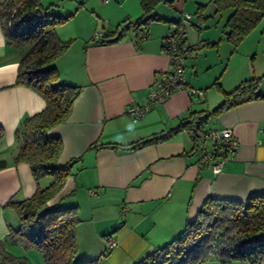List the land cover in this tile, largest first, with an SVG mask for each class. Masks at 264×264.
Returning a JSON list of instances; mask_svg holds the SVG:
<instances>
[{
  "label": "crops",
  "instance_id": "obj_1",
  "mask_svg": "<svg viewBox=\"0 0 264 264\" xmlns=\"http://www.w3.org/2000/svg\"><path fill=\"white\" fill-rule=\"evenodd\" d=\"M165 1L160 0L151 15L182 22L186 0ZM48 3H57L55 14H71L55 27L61 40L71 41L53 64L62 83L79 87L67 119L47 131L62 141L57 166L76 159L72 174L49 205L77 208L76 238L83 260L101 256L105 237L111 235L117 245L99 264H134L177 237L208 197L246 201L252 195L264 194V98L242 102L204 121L208 123H203L202 130L230 127L238 141L235 153L226 158L219 173L198 161L200 151L189 153L192 140L185 131L137 149L107 146H126L189 119L192 112L204 114L221 102V89L231 90L244 77L254 75L251 73L256 68L251 61L241 73L233 64L227 73L236 49L224 35L202 40L218 41L211 47L200 43L199 36L193 42L185 37L191 48L185 60L184 83L166 101L149 105L143 116L135 117L129 107L143 104L152 83L170 68L161 39L175 32V24L151 20L141 39L130 31L114 42L101 43V37H94L96 31L111 33L126 21L141 17L140 0ZM22 54L7 44L0 28V125L4 132L0 159L6 162L0 169V253L19 256L25 253L23 248L7 238L18 223L7 203L32 194L35 182L28 164L14 161L20 144L15 129L23 116L45 106L39 94L15 83ZM260 56L262 63L264 49ZM217 79L219 85L214 83ZM187 87L203 93L190 94ZM203 146L209 150L212 143L206 139ZM200 264L221 262L212 258Z\"/></svg>",
  "mask_w": 264,
  "mask_h": 264
},
{
  "label": "trees",
  "instance_id": "obj_2",
  "mask_svg": "<svg viewBox=\"0 0 264 264\" xmlns=\"http://www.w3.org/2000/svg\"><path fill=\"white\" fill-rule=\"evenodd\" d=\"M159 1L140 0L141 17L134 21H126L111 33L98 32L101 34L99 42H114L130 31L141 39L144 29L151 20H164L175 26L179 24L171 34L177 36L180 42L187 46L189 54L191 46L186 43L181 21L151 15ZM213 2L216 11L230 9L222 33L234 48L264 19V0H213ZM56 6L57 3L44 5L42 0H0L1 31L8 45L23 51L17 65L15 83L31 88L45 101V106L41 110L23 116L15 129L20 144L14 161L28 164L35 182V190L23 199L8 201L7 204L17 215L18 223L9 231L7 238L13 245L23 249L39 250L44 264H95L94 260L75 258L78 250L77 208H61L56 203L49 205L51 198L72 174L76 159L69 160L63 166H57L56 160L62 149V141L60 137L48 135L47 131L67 119L73 101L79 94L78 86L59 80L53 64L71 41L61 40L55 32V27L71 16L55 14ZM202 6L200 5L198 10ZM197 15L198 18H203L200 11H197ZM204 44L217 46L218 41H205ZM262 82L264 74L241 80L228 91L219 87L223 98L212 110L204 114L197 111L196 115L192 112L189 119H182L165 131L126 146L116 144L107 146L137 149L149 143L167 140L185 131L192 140L189 153L194 154L198 150L201 154L200 146L206 139L201 140L199 135L201 132L209 131L202 130L204 121L242 102L264 98V92L258 90L264 87ZM214 83L219 85L218 79ZM3 133L0 125V138ZM5 166V160L0 159V169ZM47 175L51 176L52 180L41 186L42 178ZM212 258H217L221 264L234 262L264 264V194L252 195L246 201L208 197L198 209L196 217L186 222L177 237L144 255L134 264H200ZM0 264L31 263L23 255L2 251Z\"/></svg>",
  "mask_w": 264,
  "mask_h": 264
},
{
  "label": "rangeland",
  "instance_id": "obj_3",
  "mask_svg": "<svg viewBox=\"0 0 264 264\" xmlns=\"http://www.w3.org/2000/svg\"><path fill=\"white\" fill-rule=\"evenodd\" d=\"M49 1L50 0H45L44 3L43 2L42 3L44 5H48ZM172 1L177 3V0H172ZM200 5H203V6L201 7V9L198 10V7ZM197 11L202 12L203 18H198ZM184 12L189 13L191 16L190 19L182 18L183 20L181 23H182L183 30L185 32V34H184L185 37L190 42H193L196 40V36H199L200 43H204L202 41L204 38H210L211 40H217V38L223 36L222 28H223L224 22L227 18V15L230 12V9H223V10L216 11V6H215L213 0H186V7L184 9ZM194 24H197L200 28L196 27ZM178 25H176L175 27H177ZM96 32H99V31H96ZM212 38H214V39H212ZM223 41H225V40H223ZM227 43H229V42H227ZM230 45L232 46L233 49H236V51L232 55L231 61L229 63L230 66H228V68H227V73H230V70H231L230 67L232 64L234 65V67L238 66V69L240 72V69L243 68L244 65H246L247 61H249V62L251 61V63H253V65L256 69H255L254 73H251L254 75H251L250 77H252V76L258 77V76H261L262 74H264V62L259 63L260 62L259 60L261 57L260 51L262 49H264V19H262L249 32V34H247V36L237 46H235V48L233 47L232 44H230ZM205 46H203V47H205ZM207 48L208 47H205L204 49H207ZM201 51H203V50H201ZM244 69H245V67H244ZM235 71H236V69H235ZM245 78L246 77H244V79ZM247 78H249V77H247ZM262 84H264V82H262ZM258 90H259V92H264V88H259ZM207 123L208 122H205L204 124L207 125ZM51 180H52L51 176H49V175L44 176L40 182V185L45 186ZM78 245L80 247V244H78ZM83 246H86V245L84 244ZM105 246H106V244H105ZM23 251L25 252L23 254V256H25L31 264H44V259H43L42 253L39 250H37L35 248H26V249L24 248ZM104 252H105V255L109 254L111 252V249L107 250L105 247L103 249V251L101 252V256L99 254H97L95 257H91L87 260H94L95 264H99V262L103 261L102 259L104 257H106V256H104ZM82 256H83L82 250H78L76 255H75V258H76V260H83V258H85V257H82ZM92 258H95V259H92ZM233 264H238V263L234 262Z\"/></svg>",
  "mask_w": 264,
  "mask_h": 264
},
{
  "label": "built area",
  "instance_id": "obj_4",
  "mask_svg": "<svg viewBox=\"0 0 264 264\" xmlns=\"http://www.w3.org/2000/svg\"><path fill=\"white\" fill-rule=\"evenodd\" d=\"M184 18H190L188 13H184ZM98 32L94 33V37H100ZM162 51L170 59V68L165 71L161 78L152 83L147 97L143 104H135L129 107V112L135 117L144 115L146 108L151 104L162 103L166 101L172 92L182 86L184 82V63L188 55L187 46L180 42L175 35H168L161 39ZM190 94L201 95L202 89L187 87ZM201 140L208 139L212 143L209 150H205L201 144V154L199 161L202 164L211 166L213 173H219L226 158L235 153L238 146L237 138L230 127H223L220 129H210L207 132H201L199 135ZM106 249L110 250L117 245V241L111 236L107 235ZM105 255V252H104Z\"/></svg>",
  "mask_w": 264,
  "mask_h": 264
}]
</instances>
